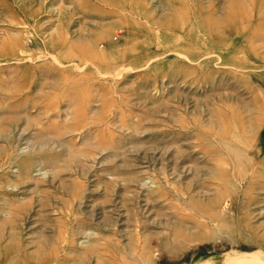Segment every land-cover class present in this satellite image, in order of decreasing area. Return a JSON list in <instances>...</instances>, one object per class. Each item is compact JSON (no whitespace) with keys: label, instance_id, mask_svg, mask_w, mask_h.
<instances>
[{"label":"rangeland","instance_id":"obj_1","mask_svg":"<svg viewBox=\"0 0 264 264\" xmlns=\"http://www.w3.org/2000/svg\"><path fill=\"white\" fill-rule=\"evenodd\" d=\"M264 264V0H0V264Z\"/></svg>","mask_w":264,"mask_h":264},{"label":"bare ground","instance_id":"obj_2","mask_svg":"<svg viewBox=\"0 0 264 264\" xmlns=\"http://www.w3.org/2000/svg\"><path fill=\"white\" fill-rule=\"evenodd\" d=\"M253 262H254V264H263V263L259 262L258 260H254Z\"/></svg>","mask_w":264,"mask_h":264}]
</instances>
